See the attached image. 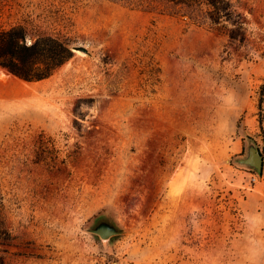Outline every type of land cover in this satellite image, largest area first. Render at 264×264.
<instances>
[{
  "label": "rangeland",
  "instance_id": "1",
  "mask_svg": "<svg viewBox=\"0 0 264 264\" xmlns=\"http://www.w3.org/2000/svg\"><path fill=\"white\" fill-rule=\"evenodd\" d=\"M48 3L87 52L0 80L6 264H264V0H230L243 40L172 0H14L0 24Z\"/></svg>",
  "mask_w": 264,
  "mask_h": 264
},
{
  "label": "trees",
  "instance_id": "2",
  "mask_svg": "<svg viewBox=\"0 0 264 264\" xmlns=\"http://www.w3.org/2000/svg\"><path fill=\"white\" fill-rule=\"evenodd\" d=\"M14 0H0V17L5 14V7ZM62 2L66 0H60ZM176 4H183L188 8L204 3L211 6L208 14L214 24H220L224 20H229L234 27L229 31L230 39H244V32L241 30L243 21L234 17L231 9L230 0H172ZM21 5L20 3L16 2ZM55 7V4L48 3L41 12H28L24 17L9 26L0 24V68L5 69L17 78L35 82L48 79L55 74L65 63L74 55L72 49L73 38L63 32L62 28H57L53 23L67 26L68 22L61 8ZM12 12L7 14L8 17ZM57 24V25H58ZM152 58L149 57L148 64H152ZM160 70L157 69V72ZM150 69V79H154L156 73ZM92 98L79 99L76 104V110L81 102H91ZM258 121L262 135L264 136V82L258 90ZM80 117L84 114L79 112ZM75 125L81 129L80 122L75 120ZM45 137V133H40ZM44 139L40 141L44 143ZM48 149L44 145L38 147V152L42 155ZM46 157L39 156L37 162ZM12 233L7 226L4 214V202L0 193V245L10 243ZM1 251V250H0ZM0 264H6L5 256L0 252Z\"/></svg>",
  "mask_w": 264,
  "mask_h": 264
},
{
  "label": "water",
  "instance_id": "3",
  "mask_svg": "<svg viewBox=\"0 0 264 264\" xmlns=\"http://www.w3.org/2000/svg\"><path fill=\"white\" fill-rule=\"evenodd\" d=\"M72 49L75 51H82L87 52V48L85 46H72ZM246 162L254 165L260 173L263 171V163H264V157L262 152L258 147H256L249 156L248 159H246ZM95 233L99 234L102 238H109L110 236L118 233V231L110 226H100L93 230Z\"/></svg>",
  "mask_w": 264,
  "mask_h": 264
},
{
  "label": "bare ground",
  "instance_id": "4",
  "mask_svg": "<svg viewBox=\"0 0 264 264\" xmlns=\"http://www.w3.org/2000/svg\"><path fill=\"white\" fill-rule=\"evenodd\" d=\"M9 76H14V75H12L10 72L7 73L4 69L1 70L0 80H1L2 83H5L7 77H9ZM0 88H1V86H0Z\"/></svg>",
  "mask_w": 264,
  "mask_h": 264
}]
</instances>
